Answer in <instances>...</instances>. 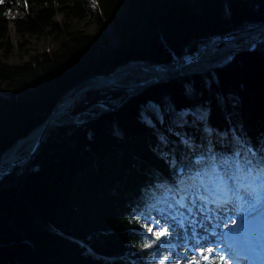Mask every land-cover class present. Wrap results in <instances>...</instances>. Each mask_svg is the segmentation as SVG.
<instances>
[{
    "label": "trees",
    "instance_id": "trees-1",
    "mask_svg": "<svg viewBox=\"0 0 264 264\" xmlns=\"http://www.w3.org/2000/svg\"><path fill=\"white\" fill-rule=\"evenodd\" d=\"M262 21L264 0H4L0 155L88 78L131 60L170 62ZM11 27L24 42L48 35L55 45L10 63ZM136 83L86 91L70 115L97 113L47 129L0 180V264H163L148 215L171 190L181 197L216 176L262 189L264 38L126 98Z\"/></svg>",
    "mask_w": 264,
    "mask_h": 264
},
{
    "label": "rangeland",
    "instance_id": "rangeland-1",
    "mask_svg": "<svg viewBox=\"0 0 264 264\" xmlns=\"http://www.w3.org/2000/svg\"><path fill=\"white\" fill-rule=\"evenodd\" d=\"M60 18H62V16L60 14H58L56 16V19L59 20ZM72 23L75 27L78 28H84L87 31H92L93 30V25L90 24L88 26L84 25V22H77L76 20H72ZM11 42L13 44V52L11 55L8 56V58H6V60L10 63H15V62H21L22 60H26L30 54L36 53V52H41L45 49H49L51 47H53L55 45V43L51 40L50 36L48 35H42L39 37H35V36H31V37H27L26 41L24 42L22 40V38H20L14 31L13 27H11ZM247 38V37H245ZM264 38L260 37V39ZM243 39V38H242ZM257 39V37L255 36H248L247 40L241 44H238V47L236 48V50L238 48H247L252 46L253 42ZM235 51V50H233ZM233 51L228 55L230 56ZM227 56V57H228ZM146 77L145 75H143L142 73H137V74H130L124 81L116 83L117 86L124 84V83H128V82H139L141 81L142 78ZM135 90V89H134ZM73 108V107H72ZM71 108V110H72ZM146 109L148 111H150L153 115L161 117V113L159 110V107H157L156 105H154L153 103H149L146 106ZM70 110V111H71ZM188 112V110L183 111L182 113H186ZM97 112H93L90 113V115H87L88 112L86 111L85 113L80 114V118H85L88 119L92 116H94ZM73 116V115H72ZM70 112L68 115L64 116L63 120H70L71 117ZM142 116L143 119L150 123V118L149 116L145 113V111L142 112ZM56 126V125H54ZM52 127V126H51ZM204 130H202L201 132H203ZM260 163L263 162L264 164V160L259 161ZM217 182H219V178L218 179H214L212 181V184H217ZM260 182L262 183V189H261V193L258 192V190H256L255 187H253L254 183L248 180H245L244 182H239V183H235L234 180L230 179L228 181V184L223 185L225 187H229L230 190L236 189L238 194H240L241 197V201H242V205L240 206H236V212L235 214L237 215V217H240L241 221L244 223L245 225V229L247 231H250L252 234L254 232L257 231H264V219H260V213H263L264 215V182L263 180L260 179ZM239 184V188L238 187ZM203 186H208L207 184H204L202 182L197 181V183L195 184V186L192 188V190L187 191L183 194V196L181 197H176V195H178V191L176 190H171L168 186H162L163 189H170L171 192H174L176 194L172 195L170 197V200H163L162 203L160 205H158L157 207L160 208H152V210L150 211V214L148 215V219H149V225H151L152 227V231L155 234L156 231H158L159 229H167V234L165 236L162 237L163 241H164V246L162 248V251L160 253V261L163 262V264H200V260L199 257H201V259H204L205 256H197L198 254L195 253H190L192 255V257L190 258V260L182 263V261H178L177 258V254H176V250H180V252H188L189 250L187 249V247H185V242L188 241V238H182L179 239L181 241H178V243H169L168 238H169V233L171 232L168 225L167 224H163V225H157V223L154 221L155 219H157L159 214H165L167 216L169 215H173L174 212L175 213H179L181 214L182 210H185L186 207H191L193 208L194 203L200 201L202 202V196H200V189ZM241 188V189H240ZM251 190V191H249ZM241 192V193H240ZM192 200V201H191ZM236 201L238 200L237 197L235 199ZM191 201V202H190ZM180 204H184V206L180 207ZM183 213V212H182ZM183 216V215H182ZM182 216L177 218L176 221V225L177 223H181L182 220ZM233 219L232 216H229L227 222H230ZM196 225H198V222L196 223ZM179 232V231H177ZM251 236V234H250ZM201 254V253H199ZM208 259H211L210 255Z\"/></svg>",
    "mask_w": 264,
    "mask_h": 264
},
{
    "label": "bare ground",
    "instance_id": "bare-ground-1",
    "mask_svg": "<svg viewBox=\"0 0 264 264\" xmlns=\"http://www.w3.org/2000/svg\"><path fill=\"white\" fill-rule=\"evenodd\" d=\"M249 36H255L257 38L263 37L264 25L260 26L255 32H253ZM237 47L238 44H236V41H226L223 44H218L216 43V40H213L210 43V45L195 58H192L190 56L183 58L180 61V63L177 64L176 62H174L171 65H166L165 67H163L164 69H154V68L140 69V68H136V63H132L126 67L116 68L114 71H112V73L110 72L111 74L107 76L95 77L93 79H90L86 81L84 86L102 85L107 83L108 81L119 83L124 81L130 74H137V73H142L143 75H145L146 77L141 79V80H145L151 77L157 78L166 75H173L176 73H183L187 71L188 72L202 71L205 69H209L212 66L220 63ZM130 67H134L136 70L133 69V71L126 72L127 68ZM82 87L83 86L80 85L79 87L74 88L72 91H68L66 94H64L61 97L62 99L51 113V122L48 124L47 129H49L53 125L54 121H60V119L63 120L64 116L69 114L71 108L74 105V102L80 97L79 95H77V91ZM39 133H40V128L37 126L33 130H31L27 135L18 139L9 148L3 151L2 154L0 155V170L9 167L15 161L18 162L21 157L29 155L32 151V148L34 147V144L39 136ZM200 193H201L200 196L203 197L202 191ZM179 212H181V214L174 212L173 215H169V216L165 215L164 213L159 214L157 216L158 218L154 220L157 223V225H163V224L168 225L171 231L168 234L169 243L171 242L178 243V241H181L179 239L192 237L191 229L194 223L198 221L208 222L209 221L208 217L213 214L212 208L211 207L208 208L207 204L200 201L194 203L193 208L186 207L185 210ZM181 216H182L181 223H177L176 225L177 218ZM190 253L193 252L191 251L180 252V250L178 249L176 250V254H177L176 259L178 261H182V263L186 261L188 263V260H190V258L192 257ZM197 256H207V255L198 254ZM207 257L209 258V256ZM199 260H200V264H219L216 260H212V259L203 260L201 259V257H199Z\"/></svg>",
    "mask_w": 264,
    "mask_h": 264
},
{
    "label": "water",
    "instance_id": "water-1",
    "mask_svg": "<svg viewBox=\"0 0 264 264\" xmlns=\"http://www.w3.org/2000/svg\"><path fill=\"white\" fill-rule=\"evenodd\" d=\"M264 25V21H262L261 23H259L258 25L256 26H253L251 28H248V29H244V30H241V31H238L237 33H235L234 35L232 36H229V37H219V36H215L214 38H212L206 45L196 49L195 51L191 52V53H186V54H183L181 56H176V55H173L174 56V60L173 61H170V62H152V61H149V60H145V59H138V60H131L129 62H127L126 64L124 65H120V66H117L116 68L118 67H126L128 66L129 64H132V63H136V68H140V69H149V68H154V69H164L163 67H165L166 65H171L172 63L176 62L177 64L180 63V61L183 59V58H186V57H192V58H195L197 57L202 51H204L209 45L210 43L213 41V40H216V43L220 44V43H224L226 41H238L242 38H245V37H248L250 34H252L253 32H255L260 26ZM260 40V38H257L253 44H252V47L255 45L256 42H258ZM245 48H238L237 50H244ZM219 64V63H218ZM216 64V65H218ZM214 65V66H216ZM213 67V66H212ZM211 67V68H212ZM115 68V69H116ZM114 69V70H115ZM133 69H135L134 67H130V68H127V71L126 72H130V71H133ZM113 70V71H114ZM136 70V69H135ZM207 70V69H205ZM196 72V71H195ZM112 73V71H111ZM109 73V74H111ZM189 73H193V71L191 72H183V73H176V74H173V75H166V76H162V77H157V78H147L145 80H141L139 81L138 83L136 84H133L136 87L135 90H133L132 92H130L126 98L136 94L137 92H140L141 90L145 89L146 87H149L155 83H158V82H162L168 78H171L173 76H177V75H184V74H189ZM109 74H104V75H98V76H95V77H101V76H107ZM95 77H90L88 78L86 81L90 80V79H93ZM112 86V85H117L116 83H114L113 81H108L107 83L105 84H102V85H85L83 86L81 89H79L77 91V95L81 96L82 94H84L86 91L88 90H92V89H97V88H102V87H106V86ZM80 84L76 85L74 88H77L79 87ZM121 86V85H119ZM74 88L70 89L69 91H72ZM125 98V99H126ZM62 98H59L58 101L56 102V104L54 105V107L52 108V110L50 111V113L48 114V116L45 118V120L38 126L40 128V133H39V136L34 144V147L32 148V151L29 155L27 156H24V157H21L20 160L17 162L15 161L14 163H12L9 167L3 169V170H0V180L5 177L6 175L10 174L12 172V170L17 167V166H21L22 164H25L26 162H28L32 156L35 154V152L37 151V149L39 148L42 140L44 139V136H45V131L47 129V126L48 124L51 122V113L53 112V110L55 109V107L58 105V103L60 102ZM85 113V112H84ZM80 114L82 113H79V114H76L74 116L71 117L70 120H61L60 121H54L53 125H67V124H73V123H78V122H84L86 121L87 119L85 118H80Z\"/></svg>",
    "mask_w": 264,
    "mask_h": 264
},
{
    "label": "snow or ice",
    "instance_id": "snow-or-ice-1",
    "mask_svg": "<svg viewBox=\"0 0 264 264\" xmlns=\"http://www.w3.org/2000/svg\"><path fill=\"white\" fill-rule=\"evenodd\" d=\"M2 3H4V0H0V4H2ZM232 222L235 223V221H232ZM148 230L151 232V231H152V228H149ZM166 234H167V229H159L158 231H156V233H155V237H156V239L158 240V239H160L161 237L165 236ZM144 246L147 247V246H149V245H144ZM208 251L211 252L212 250L209 249ZM204 259L207 260L208 257L205 256Z\"/></svg>",
    "mask_w": 264,
    "mask_h": 264
}]
</instances>
